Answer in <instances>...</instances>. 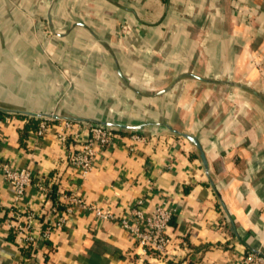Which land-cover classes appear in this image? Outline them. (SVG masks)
Here are the masks:
<instances>
[{
    "label": "crops",
    "instance_id": "obj_1",
    "mask_svg": "<svg viewBox=\"0 0 264 264\" xmlns=\"http://www.w3.org/2000/svg\"><path fill=\"white\" fill-rule=\"evenodd\" d=\"M0 110L110 121L144 137L122 132L79 178L65 155L80 140L2 121L0 160L116 218L74 205L42 237L62 210L29 187L18 205L35 213V241L24 255L0 173V264H180L142 254L119 224L137 199L146 219L157 205L173 211L170 250L187 264L264 254V0H0Z\"/></svg>",
    "mask_w": 264,
    "mask_h": 264
},
{
    "label": "built area",
    "instance_id": "obj_2",
    "mask_svg": "<svg viewBox=\"0 0 264 264\" xmlns=\"http://www.w3.org/2000/svg\"><path fill=\"white\" fill-rule=\"evenodd\" d=\"M30 119L35 120V128H30L28 131H31L36 137H42L50 129H54L55 138L62 144L68 145L70 140H80L79 144L71 146L65 155L66 163L79 178L84 177L90 171L98 151L110 146L122 132L130 133V136L137 141L144 140V137L135 130L115 124L107 125L101 121H80L72 118H62L55 121L53 112L38 114L7 110L0 115V123L2 121L6 123L19 122L26 125ZM82 131L85 133L82 134ZM0 173L4 181L13 189L14 204H16L15 208L11 209L8 225L10 231L18 237V246L24 250L29 248L32 251L35 241L30 233V226L33 224L35 213L30 207L18 205V202L24 199L25 191L29 187L34 186L47 199H51L49 203L51 211L62 210V214L57 217L53 225L44 227L41 232L42 237H46L54 227H61L65 222L66 215L71 213L74 205L91 210L97 219L116 218L110 210L96 203L84 201L76 189H69L61 195L58 196L57 194L51 198V181L45 178L34 179L27 166L16 167L0 160ZM140 203V199L134 201L129 211L119 217L118 221L128 231L135 244L141 248L142 254H151L159 259L168 258L171 262L179 260L180 264H187L183 251L186 248L185 242H182L183 247L179 249L183 251L180 256L170 250L172 240L166 229L173 211L164 208L162 205H157L151 214V218L146 219L140 208ZM241 264H264V254L254 250L246 251L241 259Z\"/></svg>",
    "mask_w": 264,
    "mask_h": 264
},
{
    "label": "trees",
    "instance_id": "obj_3",
    "mask_svg": "<svg viewBox=\"0 0 264 264\" xmlns=\"http://www.w3.org/2000/svg\"><path fill=\"white\" fill-rule=\"evenodd\" d=\"M3 112L0 110V115L2 114ZM30 128H35V120H33V119H30L29 120V122L24 126V130H28V129H30ZM54 190V189H53ZM54 195V193H53V191L50 193V197L52 198V197H54L53 196ZM9 239H11V240H13V237H12V235L10 234L9 236ZM19 249H20V251L24 254V255H29L30 254V249L28 248V249H22L21 247H19Z\"/></svg>",
    "mask_w": 264,
    "mask_h": 264
},
{
    "label": "water",
    "instance_id": "obj_4",
    "mask_svg": "<svg viewBox=\"0 0 264 264\" xmlns=\"http://www.w3.org/2000/svg\"><path fill=\"white\" fill-rule=\"evenodd\" d=\"M105 124H107V125H114L112 122H110V121H106V122H104ZM125 127H126V125H124ZM128 127V126H127ZM126 127V128H127ZM131 127V126H130ZM132 127H139V126H132ZM189 141H191L192 143H194L195 145H196V147H198L199 149H200V145H199V143H198V140H197V138L194 136V135H191V134H187V133H184L183 134ZM200 156H201V158H202V160L203 161H205V159H204V153L201 151L200 152Z\"/></svg>",
    "mask_w": 264,
    "mask_h": 264
}]
</instances>
